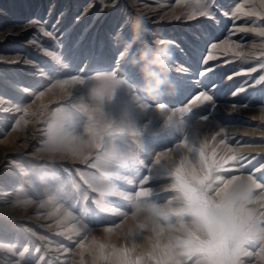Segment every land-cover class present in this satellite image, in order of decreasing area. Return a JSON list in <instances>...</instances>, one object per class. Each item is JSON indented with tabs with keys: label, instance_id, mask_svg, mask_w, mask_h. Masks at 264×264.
<instances>
[{
	"label": "rangeland",
	"instance_id": "rangeland-1",
	"mask_svg": "<svg viewBox=\"0 0 264 264\" xmlns=\"http://www.w3.org/2000/svg\"><path fill=\"white\" fill-rule=\"evenodd\" d=\"M2 1L7 10L0 13V34L11 22L16 28L0 35V55L5 58L0 57V64L9 65L1 66L0 75L6 71L8 81L3 85L0 78V85L20 93L19 112L52 80L81 70L80 75L92 78L84 81L83 93L71 88L39 99L38 108L30 107L26 119L37 115L34 123L42 129L28 133L32 137L26 147L21 148V142L27 126L10 133L19 149L0 144V197H5L0 202L23 210L18 220L0 211V228L10 229L8 238L0 237L5 243L0 246L1 264H235L260 247L264 0H201L211 14L193 10L192 0H148L153 16L140 22L136 45L122 60L118 54L137 24L131 17L122 25L127 14L117 3L92 22L101 8L93 0L94 10L86 20L89 29L75 48L83 55L76 62H56L52 53L68 57L84 33L82 16L75 20L72 11L78 3ZM170 17L181 22L168 26ZM52 26L54 34H47ZM118 28L126 32L115 41ZM142 34L144 56L137 59L139 55H131ZM17 53H26L32 64L9 62ZM37 63L51 79L44 81L46 76L40 75L34 87L19 88L25 72L37 71ZM96 63L116 77L125 76L132 66L127 75L132 83L134 76L143 74L144 79L156 73L155 63L162 72L159 77L172 87L191 82L182 81L185 67L201 72L208 83L187 95L179 91L180 100L159 106V100L152 104L137 97L136 84L123 88L113 76L96 77ZM171 64L179 68H169ZM212 80L221 86L210 88ZM7 104L6 110H12L13 100ZM8 121L9 116L0 119V141L6 130L11 132ZM86 130L89 139L75 144ZM246 173L249 180L238 179ZM5 187L11 194H2ZM8 242L12 249L6 247Z\"/></svg>",
	"mask_w": 264,
	"mask_h": 264
},
{
	"label": "bare ground",
	"instance_id": "bare-ground-1",
	"mask_svg": "<svg viewBox=\"0 0 264 264\" xmlns=\"http://www.w3.org/2000/svg\"><path fill=\"white\" fill-rule=\"evenodd\" d=\"M45 1V0H44ZM37 2V1H36ZM40 3L43 2V0H40L39 1ZM92 2L93 0H87L84 1L83 0H74V3H78L75 5V7L73 8L72 11H74V19L75 20H78L79 17L82 16V19L79 21V22H82L84 23V27H83V32L82 35L80 36L79 40L75 43L74 47L67 51V56L68 57H61V55H59V53H52V58H54V60L56 62H62L65 61L66 59H70L72 62H76V58L77 56H80V55H83V52L79 49V50H76V46H78V43L80 42L81 40V37H83V35L85 34V31H87L89 28V25L90 24H86V20H87V13H92V10H94V7H91L92 5ZM192 2H195V8L193 10H199V11H204L206 13H209L211 14L210 10L208 9H205V4L201 2V0H192ZM29 3V2H28ZM119 4L122 8V11H125V14L126 15V18L124 19L122 25L127 26L125 25L124 23L125 22H128L129 19L132 17L133 18V23L136 22V26H134V30L132 32V37L131 39L128 41L126 47L118 54V59L117 60H122L124 58V56L126 55V52L128 50V48H130L132 45V47H134L136 45V43H134V40L137 36V34L139 33V30H140V22L145 20L148 21L149 20V17L153 16V10L152 9V6L150 5L151 3L148 2V0H97V3L98 5H101V8L95 12V16L94 18L92 19V22L93 20L95 19V17L101 12V10H110V9H113V6H116L115 4ZM73 5V4H72ZM210 5V4H209ZM212 5V4H211ZM209 6V7H212V6ZM34 6V5H33ZM52 6V5H51ZM155 6V5H154ZM208 6V5H207ZM154 8V7H153ZM188 8V7H186ZM207 8V7H206ZM6 4H4V2L2 0H0V13H4L6 12ZM12 10V9H11ZM49 11V10H48ZM135 13L134 15H132V13ZM187 12L189 14H192L190 13L191 11H189L187 9ZM29 13V12H28ZM65 13V12H64ZM107 13V12H106ZM152 14V15H151ZM156 16V15H155ZM37 17V16H36ZM2 19V17L0 18V20ZM49 19V16H46L45 18V23L46 21H48ZM108 19H111V16L108 18ZM170 20L171 21H168L170 25L168 26H174L176 25L177 23H180L181 20L179 17H170ZM78 22V23H79ZM30 24L32 23L29 22ZM44 23V24H45ZM77 23V24H78ZM132 23V24H133ZM2 24V23H1ZM10 24V23H9ZM43 24V26H44ZM13 25H15V22H11V24L7 27L4 28L1 37H5L6 34L10 33L11 29H13ZM110 25V22H107V26ZM26 26V25H25ZM29 26V25H27ZM77 26V25H76ZM80 26V25H79ZM2 27V26H1ZM20 27V26H19ZM23 27V26H22ZM101 27V26H100ZM123 27V26H122ZM16 28V26L14 27ZM88 28V29H87ZM146 28V26H145ZM40 29H42L43 31H45L44 27H41ZM103 29H107L106 27H104ZM96 30V29H95ZM95 30H94V33H95ZM104 30V33H103V37L105 34H107V32H105ZM13 31V30H12ZM18 32V31H17ZM54 30H53V26L51 28H49V30L46 32L47 34H54ZM126 32V30H123L120 32V29H116L115 30V33L117 34V36L114 38L115 41H118V36L120 35H124V33ZM152 34V33H150ZM152 36V35H151ZM140 37V41H139V44L138 46L135 48L134 52L132 53L131 57H135L136 55H139L137 57V59H141L143 58L144 56V49L141 48V46L146 42V41H142L143 39V34L139 36ZM153 41L155 40L156 42H163V43H170L168 39H164V40H161V41H158L159 39L157 38H154L152 37ZM1 39V38H0ZM13 39V38H11ZM95 39V35L93 36V40ZM104 41V38L100 39V49H99V52L101 51V48L103 46V42ZM175 42V41H174ZM58 46H62V43L60 44V42H57ZM38 45V44H37ZM93 45V43H92ZM142 49V50H141ZM14 50V49H13ZM193 50L196 51V48H194ZM45 51H48L47 48L45 49ZM15 52V51H14ZM92 52V50H90L89 52H87V56H89V53ZM159 52V51H158ZM1 53V52H0ZM76 54V56H75ZM9 56L6 54V57ZM11 56V55H10ZM86 56V57H87ZM1 59H5L4 58V54L0 55ZM36 57V56H35ZM78 59V58H77ZM107 59H109V54H107ZM147 60V59H146ZM41 61V60H40ZM69 61V60H68ZM138 61V60H137ZM135 61L134 64H137L138 62ZM144 61V60H143ZM9 62H17V63H20V62H24V63H31L32 64V61H31V58L28 57V55L25 53H17L15 54L14 57H10L9 59ZM140 64V63H139ZM138 64V65H139ZM142 64V63H141ZM156 64V63H155ZM155 64H152V68H154L155 66L158 68H156L158 71L156 73H152L150 72L149 74L145 75L146 77L144 79H141L140 76H142L143 74L141 75H137V76H134V82L132 83V81H128L129 80V77H130V72H131V69H132V66L126 71V75L125 76H121V77H116L113 75V72H107L104 68L105 65H102V63L98 64L96 63V66L98 69V71H96L94 74H97L96 77H107V76H110V77H114V79H112L114 82L116 83H120L121 86L123 88H130V86H133L134 84L135 85V89H136V95L137 97H141V98H145L147 100L148 103H154L155 100L156 101H160L161 103H159V106L160 104H164L165 102L164 101H173V100H180L181 99V96L179 94V91H181L182 94H186L188 92H191L192 90L193 91H197L198 89H201V88H204L205 85H206V82L207 80H204V78L201 76V72H199V74H194L195 73V69H191V68H186L185 67V70H182V71H185V72H181V74H184L185 76H183L182 78V81L185 82V81H191L190 83H186V84H183V86H181L182 88H178V87H175V86H171V84H169L170 82L169 81H166V79L162 78V77H159V74H161V70L159 68L158 65H155ZM39 65V66H38ZM86 65V64H85ZM180 66L182 65L179 64ZM1 66L2 68H8L9 65H6V67H3L2 64H0V71L2 70L1 69ZM33 66V65H32ZM36 66H38L39 68L37 69V71L34 73L32 72L33 70H29L27 73L25 72V76H24V79L21 80V84L18 85L19 88L21 89H25L27 88L28 86L30 87H34L38 82H39V76L42 75V76H46L44 79V81L46 80H49V74H47L45 72H42L41 73V70H42V67H41V64H36ZM117 66V65H115ZM55 67V66H54ZM84 67V66H83ZM82 67V68H83ZM170 67H174V68H179L178 66L176 67L173 66L172 64L169 65V68ZM118 66L115 68V70H117ZM195 68V67H194ZM13 71H15V68L12 67ZM142 69V68H141ZM61 70V69H60ZM113 71V70H112ZM145 71V70H144ZM82 72L81 71H77V74L75 76H72V77H68V78H63V79H56V80H52L50 85L49 86H46L43 90L41 89L42 92H38L35 96V101H33L30 105H27L25 107L22 108V110H20V112L18 111L19 107L22 106V103L20 102V100H18V97H20V93L19 92H14L12 91L11 89H8L2 85H0V119H3L5 118V116H9V120L6 124L7 126L9 125L10 126V129H11V132L10 130L7 131L6 130V136H4V138L1 139L0 141V144L3 143V145L5 144L6 147L7 145L9 146L10 149H19L20 146L18 145H15V142L11 141L10 140V133L12 132H18L19 130H21L23 127L27 126V129H29V132L27 133H24L23 134V140L21 142V148H24L27 146V140L28 138L30 137L28 133H32L33 130H40L42 129L41 127H37L35 125L34 122H36V120L38 119L36 116L37 115H32V117H34V120L31 119H26V114H29L28 111L30 110V107H36L38 108V103L39 99H43L45 98L46 96H50L52 94H55V93H61L60 95H62V93L66 94V93H69V89H73L75 90V88H81V93L84 92V81H87L89 79H91L90 77H84L83 75H80V73ZM37 73V74H36ZM39 73V74H38ZM64 73V72H63ZM141 73L140 71L138 72V74ZM148 73V72H147ZM57 74V73H56ZM60 74V73H59ZM145 74V73H144ZM212 74V73H211ZM129 75V77L127 76ZM28 76H36L37 78H30ZM119 76V75H118ZM56 77V76H55ZM189 77V78H187ZM0 78L2 81L1 84H5L4 81H8V79L6 78V71L3 72V75L1 74L0 75ZM54 78V77H53ZM187 78V79H186ZM51 79V78H50ZM168 80V79H167ZM222 80V79H221ZM127 83H125V82ZM176 81V80H173V82ZM209 81V80H208ZM214 80H212L209 84L210 85V88H218L219 86H221V83L220 82H213ZM9 83H12L9 81ZM131 83V84H130ZM172 83V82H171ZM208 83V82H207ZM225 84V83H224ZM247 84V83H246ZM139 90H138V89ZM224 90V88H223ZM141 92L143 93L142 96L139 95L138 92ZM210 92V91H209ZM220 93V91H217ZM205 95L207 93V90L206 92H204ZM221 94V93H220ZM252 94V93H251ZM202 95V94H201ZM219 95V94H218ZM224 97V96H223ZM14 98L16 99L14 101ZM54 98H57L56 96H54ZM143 99H141L143 101ZM10 100H13V107L11 108L12 110H6L8 105H5L7 102H9ZM154 100V102H152ZM43 101H46V100H43ZM158 101V102H159ZM156 104V103H155ZM45 105V104H44ZM162 106V105H161ZM46 107L48 106H44V109H46ZM36 108H34V112L36 111ZM261 110H264V107H261ZM42 111V110H41ZM2 112H7V114H4L2 115L3 113ZM37 114V113H36ZM10 122V124H9ZM8 126V127H9ZM2 131V130H1ZM0 131V132H1ZM3 132V131H2ZM2 137V136H1ZM32 137V136H31ZM30 137V138H31ZM88 140L89 139V132L88 130H86L84 132V134L82 136H79L77 137L75 140H74V143L75 144H78L80 141H85V140ZM4 147V146H3ZM2 147V148H3ZM3 150V149H2ZM4 151V150H3ZM7 154V153H6ZM4 155V154H3ZM244 156V155H243ZM1 157V156H0ZM255 157V156H254ZM257 157V156H256ZM249 158V157H248ZM245 159V158H244ZM10 160H12V158H10ZM248 161V160H247ZM245 162V161H244ZM243 162V163H244ZM247 164V163H246ZM249 164V163H248ZM19 165H21V163H19ZM263 164H261V167ZM247 166V165H246ZM242 167V166H241ZM239 168V167H238ZM20 169V167H19ZM262 169V168H261ZM25 170V169H24ZM257 170V169H256ZM259 171V170H258ZM257 171V172H258ZM255 172V171H254ZM247 174V173H246ZM253 174V173H252ZM250 174V175H252ZM249 174L247 175H244V174H240L238 175V179H242L244 180L245 178L249 180L248 177H251V176H248ZM257 176V173L254 174ZM248 176V177H247ZM237 177V176H236ZM4 180V179H3ZM12 180V179H11ZM255 181V178L253 179ZM252 180V181H253ZM13 181V180H12ZM253 181V183H254ZM14 182V181H13ZM246 182V181H245ZM10 183V182H9ZM244 183V181H243ZM242 183V184H243ZM251 183V182H250ZM252 183V184H253ZM3 184V183H2ZM5 184V183H4ZM248 184V183H247ZM252 184H249L250 186ZM258 184V183H257ZM246 185V184H245ZM1 188V187H0ZM245 188V186H244ZM19 189V188H18ZM2 194H11V191L9 190V187H5L3 188V193ZM4 196V195H3ZM7 197L9 196H6V199ZM0 198H5V197H0ZM0 200H5V199H0ZM13 200V199H12ZM241 203V202H239ZM258 206V205H257ZM8 208V209H6ZM5 209V212H7L6 214L8 216H10L12 219H19L18 217H21L23 216V210L21 208L17 209L16 206H11V207H8L6 205H4V202H0V211H3ZM2 213V212H1ZM1 218V217H0ZM7 222V221H6ZM7 224V223H6ZM5 226V225H4ZM1 227L0 229V237L2 238H8L9 236L7 234H9L10 232V229L9 227L7 228L8 230H6V226L5 227ZM3 229V230H2ZM18 237V236H17ZM16 237V238H17ZM15 243V242H13ZM12 243V245H14ZM3 244L5 243H0V246L2 247ZM6 247H8V249H12V247H10V243L8 242L6 244ZM249 255L248 257L246 256V259L245 260H242L240 261V263L237 261V259L235 260V264H264V242L261 243L260 247L253 253L252 251L248 252ZM252 261V262H251ZM1 264V263H0ZM222 264V263H221Z\"/></svg>",
	"mask_w": 264,
	"mask_h": 264
}]
</instances>
